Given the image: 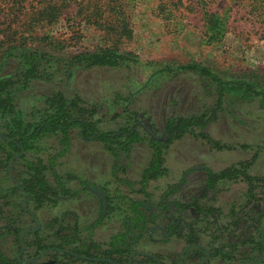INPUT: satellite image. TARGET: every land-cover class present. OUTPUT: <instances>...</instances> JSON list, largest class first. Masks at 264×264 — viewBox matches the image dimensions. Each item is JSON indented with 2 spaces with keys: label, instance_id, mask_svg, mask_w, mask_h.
I'll list each match as a JSON object with an SVG mask.
<instances>
[{
  "label": "rangeland",
  "instance_id": "obj_1",
  "mask_svg": "<svg viewBox=\"0 0 264 264\" xmlns=\"http://www.w3.org/2000/svg\"><path fill=\"white\" fill-rule=\"evenodd\" d=\"M110 46L132 53L135 61L87 69L75 59ZM28 51H38L47 68L44 78L15 96L27 123L39 122L48 99L62 93L67 99L80 97L82 106L98 107L100 131L115 132L131 123L142 139L114 153L99 141L82 138L77 128L71 130L66 150L57 134L42 135L27 152V162L45 168L50 185L57 188L55 200L41 208L23 202L27 228L21 248L7 237L0 243L3 252L19 264H102L77 256L72 248L55 255L38 252L32 231L40 230L53 244L60 242L55 234L64 236L77 226L80 240L92 241L97 248L92 254L102 256L110 252L112 237L123 231V220L135 218L131 205L145 201L140 208L144 220L129 233L128 261L123 257L110 264H231L216 251L226 246L234 254L231 261H240L236 264H264V242L257 237L264 224L254 229L241 220L235 241L230 234L205 232L202 217L187 207L198 201L216 208L224 223L232 207L241 217H252L243 177L222 180L206 191L202 168L219 173L245 164L248 175L264 178V95L225 92L220 104L215 84L189 67L199 65L224 81L242 79L264 88V0H0V77L13 75ZM204 113L205 128L174 140L165 150L164 172L143 183L152 154L149 142L165 140L167 121ZM1 124L3 138L7 131ZM17 162L11 160L6 172L20 186L24 169ZM83 182L105 188L109 195V215L99 225L101 203ZM183 217L182 232L172 233L171 224ZM245 229L249 239L243 236ZM190 230L203 239L189 246L197 242L185 238Z\"/></svg>",
  "mask_w": 264,
  "mask_h": 264
},
{
  "label": "trees",
  "instance_id": "obj_2",
  "mask_svg": "<svg viewBox=\"0 0 264 264\" xmlns=\"http://www.w3.org/2000/svg\"><path fill=\"white\" fill-rule=\"evenodd\" d=\"M75 59H79L80 64H85L84 66L87 69L94 67L116 68L124 63H132L135 61L132 53L121 52L118 48L111 46L102 47L99 50L84 54ZM42 61V55L38 51H28L22 54L20 64L13 75L0 77V122H2L1 127H4L7 131V133L3 134V138L0 137V153L6 154V156H1L0 154V225L3 224L4 226L3 234L0 235V243L5 238L12 237L17 249L19 247L21 248V240L27 228V207H23L22 203L28 201L29 203H33L37 208H41L48 202L54 201L57 193V188L50 185L46 175L47 171L44 172L45 168L33 162H27V152L35 148V143L42 135L46 133L57 134L66 150L71 143V130L77 128L82 138L99 141L114 153L142 139L137 125L131 123L115 132L100 131L97 125L99 122L95 119V116L99 112L98 107L82 106L80 97L67 99L62 93H56L48 99V108L39 119V122L33 124L27 123L21 111L17 110L15 96L19 95L23 90H26L33 80L44 78L43 76L47 67ZM189 69L201 73L215 84L220 94V104L223 102L225 92L227 94L239 93L248 97H262L264 95L263 87L249 81L242 79L224 81L223 78L213 74L209 69L199 65H192ZM207 122V113L199 116L170 118L165 127V140L152 139L149 142L152 150L151 160L148 168L143 172L142 182L147 183L149 180L155 179L164 172L165 150L174 140L185 136L188 132L196 128L204 129ZM201 135L206 138L204 133H201ZM115 156L118 158V154H115ZM13 159H16L18 161L16 164L24 169V178L19 180L20 186H16L6 172L9 162ZM240 165L243 169L237 166L219 173H214L203 167L202 169L207 173L206 191L215 189L217 183L222 180L243 177L248 184L246 196L249 205H252L250 209V216L252 217L248 218L246 215L241 217L235 211V207H232L230 220L228 223H224L220 220L222 214L218 209L213 207L206 208L198 201L188 205L186 204L188 209L192 208L199 217H202V227L207 228L205 232L209 234L220 232L221 236L230 234L229 237L235 239V241H237V238H240L236 230L241 220H244L249 225H254V229H260L259 226L264 224V178L248 175L244 169L245 164ZM27 171L30 173L29 180H27ZM82 185L86 191L94 195L101 203L100 218L97 222L99 225L109 215L111 203L109 195L105 188L92 182H83ZM260 190L263 195L259 194ZM144 203L145 201H135L131 205L135 218L127 217L123 220V231L112 237L109 244L110 252L102 256L92 254L97 249L95 244L90 241L92 239L89 240L90 244L80 240V230L77 226L70 228V232L64 236H60L58 233L55 234V238L60 242L53 244H47V238L43 236L40 230L35 229L32 231V246L38 252L53 253L54 255L59 253V251H66V248H72V250L69 249L71 250L70 252L77 256L81 258L100 259L102 264L121 263L123 262V257H125L126 262L128 261V256L131 254L130 248L132 245V238H130L129 233L131 232L133 234L134 228H137L138 225L140 227V222H143L142 220H144L143 218L145 216L140 211V208L146 207V203ZM54 222L55 224H60L58 219H55ZM184 222L185 219L182 222H178L180 225L173 222L169 229L172 233L176 231L182 232ZM195 224L198 223L193 222V225ZM191 228L193 229V227ZM195 231L190 230V234L185 235V238H195L197 241H191L189 246L193 245L192 242L197 244L198 239H203V235L199 234L196 236ZM234 231L236 232L234 233ZM263 231L264 228L257 236L260 242H264L262 238ZM243 236L249 239L250 235L247 233V229L244 230ZM207 237L215 240L211 235ZM227 248V246L225 248H217L216 251L225 262L231 264L239 263L240 261H231L234 254L233 252H226L225 250ZM67 256L75 258V255L72 254H67ZM147 261L156 262L155 259L150 257H147ZM0 264H19V261L15 257L8 256L0 249Z\"/></svg>",
  "mask_w": 264,
  "mask_h": 264
},
{
  "label": "crops",
  "instance_id": "obj_3",
  "mask_svg": "<svg viewBox=\"0 0 264 264\" xmlns=\"http://www.w3.org/2000/svg\"><path fill=\"white\" fill-rule=\"evenodd\" d=\"M203 249V248H202Z\"/></svg>",
  "mask_w": 264,
  "mask_h": 264
}]
</instances>
